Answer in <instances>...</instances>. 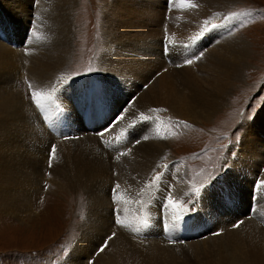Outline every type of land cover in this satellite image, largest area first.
<instances>
[{
  "label": "bare ground",
  "instance_id": "bare-ground-1",
  "mask_svg": "<svg viewBox=\"0 0 264 264\" xmlns=\"http://www.w3.org/2000/svg\"><path fill=\"white\" fill-rule=\"evenodd\" d=\"M237 1L111 0L104 5L105 49L99 67L105 82L99 97L108 99L110 108L115 107L110 98L116 99L119 109L128 107L134 115L108 132L123 143L118 149L122 161L113 169L95 150L97 136L84 135L86 146L85 138L70 142L60 138L61 130V136L55 129L53 136L45 130L37 111L27 107L24 92L16 85V78H28L39 96L46 97L44 112L48 116L56 105H65L69 92L80 87H67L68 79L62 78L61 95H56L57 79L68 69L73 55L72 15L78 0H0V211L17 216L26 225L38 219L31 200L42 184V168L55 146V179L63 182V189L83 187L90 194L84 238L65 264H83L95 247L91 244L100 245L99 235L107 233L114 238L104 254L105 264L120 263L133 253L145 264H264V110L257 121L243 125L248 132L241 151L232 159L227 177L204 190L195 218L186 219L178 208L168 206L160 189L144 198L139 193L168 148L159 117L140 120L139 115L158 113L163 120L207 125L242 86L244 72L250 67V44L223 35L220 24L214 25L219 37L203 40L209 30L208 18L221 15ZM189 4L196 7L189 8ZM209 43L212 49L206 46ZM203 46L207 49L201 53L197 47ZM58 115L50 119L52 128L60 126ZM178 170L173 172L175 178L179 175L183 180V171ZM108 187L115 189L112 200ZM181 193L182 188L175 186L169 196L177 204ZM245 210L247 213L237 217ZM179 218L196 235H182L186 240L176 244L161 240L166 233L180 232ZM239 219L242 223L232 228ZM136 232L146 239L133 237Z\"/></svg>",
  "mask_w": 264,
  "mask_h": 264
},
{
  "label": "rangeland",
  "instance_id": "rangeland-1",
  "mask_svg": "<svg viewBox=\"0 0 264 264\" xmlns=\"http://www.w3.org/2000/svg\"><path fill=\"white\" fill-rule=\"evenodd\" d=\"M109 1L111 0H78L72 15V27L75 30L72 37L73 55L68 69L57 79V87L60 86L62 78L75 79L82 75L104 74V71L99 67V60L105 49V39L102 33V9ZM207 23H209L206 24L209 30L208 34L204 36L206 38L203 39L204 41L218 34V32H214L215 26L213 25L220 24V27L223 25L221 27V30H224L223 35L236 36L250 44L252 53L250 60L248 58L250 67L244 72L243 84L240 89H236L229 98L227 107L216 114L212 118L213 121L210 120L209 124L203 126L198 124L190 125L185 121L172 120L171 118L163 120L162 116L158 113L146 112L139 115L140 120L150 115L156 118L159 117L158 120L165 127V136L168 142L166 154L161 156L159 165L150 173L151 176L143 183L139 193L143 194L144 198L149 194L151 195L155 189H160L159 194H162V199L167 200L174 187L180 186L182 188V193L179 197L181 202L178 200L177 205L182 204L183 208L188 209L189 212H194V214L197 212L196 215L190 217L183 211H180L179 207V211L185 215L186 219H193L199 213L200 195L204 194L199 186L213 179L217 173H225L226 168H228L226 174L222 177H220L221 175L218 176V179L216 178L213 183L227 177L233 160L239 154V151H241V146L246 138L245 134L248 132V127H244L246 128L244 129L243 125L247 126L249 123L257 121L264 110V0H238L231 7L224 10L221 15L212 14L208 18ZM219 36L220 34H218ZM166 40L167 38H165V43L167 42ZM203 40H200V42ZM206 46L212 49L209 47L211 46L210 43ZM206 46H203L201 49L200 47L197 48L201 53H204L207 49ZM16 82L17 87L24 92L25 98L30 104L27 107L34 106L37 108L38 104L34 103L32 105L29 99L32 98V94L37 93L30 80L25 77L16 78ZM28 83L31 87L28 86ZM72 87L75 86L72 85ZM57 89L59 91L56 90L58 91L56 95L60 96L62 86ZM75 91H77L76 87L73 92ZM37 98L40 99L41 97ZM117 102L114 99L111 105L115 106L113 108L116 110V113H122L120 121L125 120V117L131 118L134 116L132 110L128 107L126 109H119ZM132 102L133 100L129 103ZM158 112H161V109ZM144 114H147V116H144ZM168 119L170 120L169 122L167 121ZM59 125L58 128L55 127L53 129L61 136L62 133L59 131L61 123ZM80 125L79 138L80 140L85 138L84 142L88 146V138L84 135H95H91L88 130L83 128L82 124ZM168 125L170 129L176 130L175 133L169 130ZM77 133H79L78 130ZM114 137L117 139L118 136ZM128 138H132L130 133ZM262 138H264V135ZM68 141L71 142L73 140ZM96 146L95 150L98 151L111 168L115 167L119 161H122L123 155L118 150L120 149V145L115 146L111 150L106 149V151L99 140ZM112 152H114V156ZM105 156L109 158L110 162H108V158ZM118 157L121 159L118 160ZM166 160L167 163L165 164ZM169 160H174V163H168ZM55 162L56 160L54 161L53 159V161L44 165L42 168V172L44 173L42 184L39 185L38 192L32 196L33 201L31 200V202L34 206L32 212L38 219L26 225L17 216L8 215L0 211V264H65L72 254L75 253L77 244L83 240L84 223L88 221V214L90 215V194L83 187L63 189L61 186L63 182L55 179L52 171ZM226 163L230 164L229 167L226 166ZM159 167H161L157 173L159 180H156V172ZM63 168L64 166L59 167L60 170H63ZM175 169H179V172L183 171V180L177 174V178H175V174L173 173ZM111 176H115L112 171ZM169 189L170 192H166ZM114 190L111 187L107 191V195H109L111 200L114 196ZM197 190H199L198 197L196 195ZM26 199L29 201V196H26ZM194 201L195 203L192 205ZM193 207L194 210H192ZM245 213H247L246 210L240 212L237 217L243 216ZM250 216L248 215V218ZM239 220L240 222L238 221L232 228H237L242 223L243 219ZM116 223L115 219L114 224ZM161 228L159 227L157 231L161 232L163 230L168 232V229L160 231ZM173 234L172 238L169 235L164 234V236L168 240L174 239L175 244L179 240H182L181 242L186 240L180 232L174 231ZM218 234H220L219 231ZM108 235L109 233L99 235L98 239L102 238L100 245L91 244L95 247L92 251L88 252L90 254L88 257H84L83 264H105L104 254H107L111 249L114 238L113 235L107 237ZM105 237L107 238L105 239ZM133 237L139 240H144L145 238L140 232L134 233ZM162 237L161 240L163 239ZM101 248H103V251L100 250ZM99 252L102 253L99 254ZM93 258H95L94 261ZM117 264L145 263L138 254L133 253L129 254L128 257H124L122 262Z\"/></svg>",
  "mask_w": 264,
  "mask_h": 264
},
{
  "label": "snow or ice",
  "instance_id": "snow-or-ice-1",
  "mask_svg": "<svg viewBox=\"0 0 264 264\" xmlns=\"http://www.w3.org/2000/svg\"><path fill=\"white\" fill-rule=\"evenodd\" d=\"M187 7H189V8H194V7H196V6H195V5H192V4H189V5H187ZM233 15H236V14H233ZM240 15H244V14H240ZM206 23H207V22H206ZM187 62L190 64V63H192V60L189 59ZM29 86L31 87V85H29ZM33 95H34V98L39 97V93H34ZM54 152H55V149H53V153H54ZM156 180H159V176L156 177ZM118 187H119V185H117V188H118ZM196 195H197V197L199 196V190H197ZM167 203H168V206H170V207L173 208V209H177V208L180 207L179 205H177V204L174 202V200H173L170 196L167 198ZM194 203H195V201L192 203V205H194ZM192 210H194V207L192 208ZM117 223H119V221H117ZM113 235H114V234H113ZM100 250L103 251V248H101Z\"/></svg>",
  "mask_w": 264,
  "mask_h": 264
}]
</instances>
